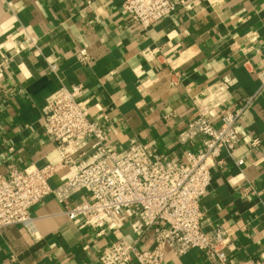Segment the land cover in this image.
Wrapping results in <instances>:
<instances>
[{"label":"crops","instance_id":"obj_1","mask_svg":"<svg viewBox=\"0 0 264 264\" xmlns=\"http://www.w3.org/2000/svg\"><path fill=\"white\" fill-rule=\"evenodd\" d=\"M120 4L0 0V175L11 166L59 163L41 110L61 88L81 86L77 102L104 128L110 149L140 143L184 162L201 140L180 144L178 133L194 115V102L223 86L226 99L211 112L216 126L220 111L253 99L235 126L240 147L231 156L222 151L212 168L199 201L201 227L229 230L230 264L257 260L264 250V89L259 92L257 79L264 65V0H179L172 14L145 30ZM81 49L88 53L87 64L75 59ZM49 63L56 65L55 73ZM253 139L259 144L252 146ZM89 146L87 141L73 158L81 160ZM74 172V165L58 168L50 187ZM84 196L79 192L67 204ZM65 205L49 195L31 209L34 238L19 226L1 230L0 264H100L111 242L135 238L126 223L120 233L78 229ZM144 243L151 246V234ZM164 264L211 263L192 249L181 256L167 251Z\"/></svg>","mask_w":264,"mask_h":264},{"label":"built area","instance_id":"obj_2","mask_svg":"<svg viewBox=\"0 0 264 264\" xmlns=\"http://www.w3.org/2000/svg\"><path fill=\"white\" fill-rule=\"evenodd\" d=\"M179 0H121V10L141 30L175 11ZM80 64H87L88 53L75 54ZM51 73L56 65L48 64ZM259 92L264 89V65L257 72ZM81 86L61 88L45 101L41 116L48 139L60 159L57 165L23 168L11 166L0 175V231L10 226L23 228L36 235L31 209L46 196L65 203V215L76 221L78 229L118 230L126 223L135 235L133 240L120 236L100 256V264H164L166 252L181 256L187 251H200L211 264H230V232L222 226L209 230L201 227L200 199L207 193L211 171L220 163L222 151L232 155L241 145L235 126L253 97L243 100L232 111L219 112V125L211 112L226 99L223 86L204 94L194 102L195 113L180 131V144L200 139L201 148L187 152L185 161H175L154 149L137 143L117 151L105 145L104 128L92 120L77 102ZM258 92V93H259ZM225 93V94H224ZM90 141V146L77 162L73 154ZM259 144L253 139L252 146ZM237 159V167L243 165ZM75 166V172L55 186L49 180L60 167ZM85 196L78 202H67L77 193ZM129 214L124 216V213ZM151 234L152 244L144 239ZM238 264H264V250L257 260Z\"/></svg>","mask_w":264,"mask_h":264}]
</instances>
